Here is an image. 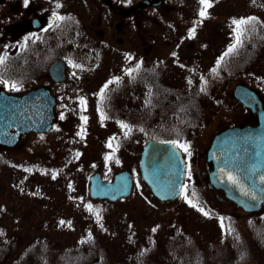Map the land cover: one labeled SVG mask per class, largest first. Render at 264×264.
I'll list each match as a JSON object with an SVG mask.
<instances>
[{"label":"flooded vegetation","instance_id":"af4514ba","mask_svg":"<svg viewBox=\"0 0 264 264\" xmlns=\"http://www.w3.org/2000/svg\"><path fill=\"white\" fill-rule=\"evenodd\" d=\"M210 3L207 17L202 18L200 0L124 4L117 0H0V57H7L0 65V80L7 81L0 83V102L37 94L31 99V107L40 112L49 94L54 100L50 131L63 121L78 120V132L83 127L81 118L87 117L94 126L98 119V128L104 125L108 138L112 123H117L118 138L113 143L122 150L138 149V163L150 141L187 145L188 152L178 148L185 177L182 194L172 202L187 195L208 215L190 206L185 198L182 206L201 217H212L220 225L222 218L221 233L230 234L236 242L226 220L236 224L240 215L253 214L211 185L215 164L209 159V150L221 132L254 129L261 124L264 80L257 88L255 79L260 64L256 52L264 46V11L255 13L254 0ZM250 18L255 20L243 26L246 30L238 44L233 21ZM193 29L194 35H190ZM233 46L234 51L229 52ZM13 83L16 88L11 87ZM81 99L86 101V110ZM101 113L106 118L102 119ZM214 122H218L215 130L204 141L206 127ZM121 124L131 129L128 135ZM47 133L22 134L15 146L23 137ZM15 146L0 143V152L8 153ZM225 206L232 209L231 214L222 210ZM194 237L171 242L166 254L158 251L164 248L152 244L149 255H154L155 264H165L157 259L168 256L174 260L172 264H190L192 257L197 264H204L207 258L211 263L215 260L214 264L221 261L222 256L208 255L206 245Z\"/></svg>","mask_w":264,"mask_h":264},{"label":"rangeland","instance_id":"374dc122","mask_svg":"<svg viewBox=\"0 0 264 264\" xmlns=\"http://www.w3.org/2000/svg\"><path fill=\"white\" fill-rule=\"evenodd\" d=\"M138 1L117 0V3H137ZM262 10L264 11V0H254L255 13L259 14ZM258 50L256 58L260 64L257 68L255 87L260 88L259 83L264 80V46L262 48L259 46ZM95 120L97 126L83 122V127L78 132L75 131L76 123L81 124L77 122L78 120L72 122L74 124L71 121L67 123L63 121L58 125L62 128L55 127L45 135L23 137L17 146L8 150V153L0 152L3 153L0 154V166L2 164L5 166L0 173V229L3 233L4 231H21L24 234L35 223V229L41 232L49 231L52 239H57L64 245L70 242L78 244L79 239L84 236L79 234L80 231L85 234L87 230L93 231L92 235L96 234L101 238V247L106 250L108 264H135L143 253H148L149 256L152 244L164 248L165 250L158 251L166 254L168 244L174 241H186L188 236L194 235L195 240L199 238V241L206 245L208 255L223 257L217 264H235L238 247L233 245L230 234L225 236L221 233L223 230L218 221L212 217L208 219L201 217L195 210L182 206L184 198L168 203L156 200L140 178L138 149L135 151L138 153L135 154L133 147L122 150L117 143H113V140L118 138L117 123H112L109 129L111 135L106 138L104 125L98 128L99 120ZM217 124L218 122H214L206 127L204 141L215 130ZM110 142L112 147L108 146ZM114 149L118 155L117 159L112 157ZM108 157L111 159H107ZM26 164L35 167L63 166L66 174L62 175L59 185H63L67 179L74 178L76 186L81 188L80 185H82L83 190L86 186L87 194L88 178L94 173L100 172L104 180L110 181L116 172L129 169L135 176L134 189L132 195L126 199L115 203L108 202L109 204L102 202L101 207L104 212L99 220H94L91 213L93 211L90 212L87 209L83 211L76 209L70 213L62 211L59 206V209L52 207L53 199L56 201L55 187L57 185L49 188L45 184L50 179H55L54 183L57 182V177L48 173L44 175L42 170L32 173V170L22 168ZM22 174L25 180H22ZM32 175L34 181L31 183L27 178ZM3 176L9 177L8 184L13 187L17 196L7 193ZM190 176L195 177L193 174ZM22 181L26 183L25 187ZM40 185L45 190L37 196L36 192ZM6 210L7 213L3 215ZM222 210L228 214L232 212L228 206L223 207ZM239 217L235 225L241 228L246 239L250 243H260V240H263L264 245V236L257 233V230L264 229V212ZM172 229L175 232L173 235ZM26 239L24 238L23 241ZM249 254L251 256V253ZM157 260L165 264H172L174 261L169 256ZM214 261L207 264H214ZM243 264H264V248L258 247L252 259Z\"/></svg>","mask_w":264,"mask_h":264},{"label":"water","instance_id":"95a60500","mask_svg":"<svg viewBox=\"0 0 264 264\" xmlns=\"http://www.w3.org/2000/svg\"><path fill=\"white\" fill-rule=\"evenodd\" d=\"M35 95L37 94L23 98H8L0 102L2 144L15 145L20 133L50 130L54 119V100L47 94L46 100L42 101L41 111L34 112L31 99ZM239 97L247 104L244 95L240 94ZM251 97L254 102H258L253 93ZM11 129H15V132L10 133ZM209 159L215 164L210 174L212 184L223 189L230 200L247 212H255L264 207L263 113L261 124L257 128H232L218 134L209 151ZM184 168L182 154L173 143L151 141L142 152L141 178L159 200H174L180 195ZM228 174L236 178V184L229 182ZM133 185L134 175L129 170L116 173L110 181H105L102 174L96 172L89 177L88 194L93 200H108L115 203L128 198ZM245 192L248 195H245Z\"/></svg>","mask_w":264,"mask_h":264},{"label":"trees","instance_id":"16d2710c","mask_svg":"<svg viewBox=\"0 0 264 264\" xmlns=\"http://www.w3.org/2000/svg\"><path fill=\"white\" fill-rule=\"evenodd\" d=\"M113 159H117L118 155L115 151L112 154ZM12 165H14L12 163ZM16 166V165H15ZM5 167L3 164L0 166V173ZM23 169L32 170V173L35 171L42 170L44 175L46 173L55 175L57 177L56 181L54 180H46V184L49 188L55 187L56 201L53 199L52 207L58 208L61 207V210L64 212L69 211L70 213L74 212V210L83 211L87 209L88 205L92 206L93 212L92 217L94 220H98L96 212L99 213V219L101 214L104 212L102 210L101 205L103 201H92L87 194V189L83 190V186L79 188L76 186V180L74 178L67 179V182L63 183V185H59V180L66 174L65 167L63 166H50V167H35L33 165L26 164ZM38 169V170H37ZM41 175V176H44ZM63 175V176H62ZM25 176L22 174V180H25ZM31 181H34L33 175L27 178ZM4 184L7 189V193L17 194L16 191L13 190V187H10L8 184L9 177L3 176ZM62 181V180H61ZM23 182V187H25V182ZM45 190L41 185L36 192L37 196L39 193H42ZM17 196V195H16ZM108 203V202H106ZM109 204V203H108ZM51 207V205H50ZM59 209V208H58ZM7 213V210L3 215ZM58 216V215H56ZM228 218V217H227ZM228 219H234L233 217ZM235 220V219H234ZM234 223V222H233ZM229 222L226 220V225L232 229V231L236 235V242H233V245H236L237 248V259L235 264H243L252 259V255L257 252V248H264L263 240H260V243L254 242L250 243L248 239H246L243 231L240 227H237L235 223ZM33 223L31 225V229L28 230L27 233H22L21 231H11L7 232L0 229V264H108V258L106 257V250L104 247H101V238L96 236V234L92 235L93 231H86V234L83 231H80L79 234H84L82 238L79 239L78 245L73 246V243L64 244L57 239H52L47 232H41L38 229L34 228ZM236 227V228H233ZM257 233L264 236V229L257 230ZM8 236V237H7ZM24 236V237H23ZM24 238H27L23 241ZM258 238V236H257ZM260 239V238H259ZM263 239V238H262ZM75 243V242H74ZM247 250V252H242V250ZM251 253V256L250 254ZM194 257H192L189 261L190 264L194 263ZM137 260V259H136ZM4 262V263H2ZM156 260L154 255H140L135 264H155ZM210 263V259L207 258L204 264ZM130 264V263H127ZM133 264V263H132Z\"/></svg>","mask_w":264,"mask_h":264},{"label":"snow or ice","instance_id":"6c2138e0","mask_svg":"<svg viewBox=\"0 0 264 264\" xmlns=\"http://www.w3.org/2000/svg\"><path fill=\"white\" fill-rule=\"evenodd\" d=\"M25 2L27 3V0H25ZM200 3H201V5H202V10L200 11V16H201L202 18H205V17H207V10H208L210 7H212V4L210 3V0H200ZM57 7H59V5H57ZM56 19H57V20H62L63 18L60 17V16H56ZM254 20H255V18L241 19V20H239V21H236V20L233 21V24L236 25V31H237V43H238V44L240 43V38L243 36L244 31L246 30L243 26H246V25H250V24H252ZM194 32H195V29L192 30V33H190V35H194ZM234 48H235V46H233V48H230V49H229V52L234 51ZM226 55H227V53H226ZM6 59H7L6 56H5V57H0V65H4ZM70 63H71V62H70ZM74 67H79V66H78V65H74ZM129 75H131V72H129ZM115 82L118 83L119 81H115ZM0 83H7V81L0 80ZM109 83H113V81H110ZM11 87H12V88H16V84L13 83V84L11 85ZM107 87H108V85L106 84V85L104 86V89H106ZM104 89H102V90H101V93H100L101 100H103V98H104ZM80 103H81L82 106H85V110H86V101H84L83 99H81V102H80ZM101 117H102V119L106 118V117L103 116V113H101ZM81 119H82L85 123L87 122V117H82ZM121 127L124 128V129H127V131L125 132V135H128V134L130 133L131 129H129L128 126H127L126 124H121ZM172 143H173L174 147L180 148V149H182L184 152H188V151H189L187 145L179 144V143H177V142H175V141H173ZM108 146H109V147H112L111 142L109 143ZM114 151H115V149H114ZM189 155H190V153H189ZM107 159H111V157H108ZM53 178H55V177H53ZM228 180H229V182L232 183V184H236V183H237L236 178L233 177L231 174H228ZM244 194H245V195H248L247 192H245ZM184 198H185V200L189 203L190 206H192V207H196L198 211H201V212H202L204 215H206V216L208 215V213H207V212H204V210H203L202 208L197 207L196 204H194L191 200H189L188 197H187V195H185ZM253 198H254V197H253ZM87 208H88V210H89L90 212L93 211L91 205H88ZM95 214L97 215V218H98V220H99V213L96 212ZM221 226H222V227L224 226V225H223V219H222V218H221Z\"/></svg>","mask_w":264,"mask_h":264}]
</instances>
